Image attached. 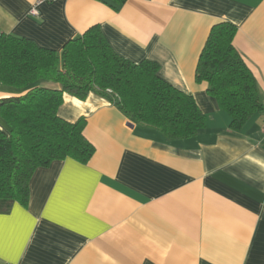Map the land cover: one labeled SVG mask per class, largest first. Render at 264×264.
Instances as JSON below:
<instances>
[{
	"label": "crops",
	"instance_id": "0c3cea01",
	"mask_svg": "<svg viewBox=\"0 0 264 264\" xmlns=\"http://www.w3.org/2000/svg\"><path fill=\"white\" fill-rule=\"evenodd\" d=\"M222 22L237 28L264 104V0H0V33L59 54L97 26L119 57L156 63L206 118L194 137L166 141L98 95H64L58 116L85 119L95 152L34 172L27 205L0 214V264H264V106L231 131L195 80ZM15 93L0 86V99Z\"/></svg>",
	"mask_w": 264,
	"mask_h": 264
},
{
	"label": "trees",
	"instance_id": "16d2710c",
	"mask_svg": "<svg viewBox=\"0 0 264 264\" xmlns=\"http://www.w3.org/2000/svg\"><path fill=\"white\" fill-rule=\"evenodd\" d=\"M236 33L226 22L211 28L195 80L207 84V94L228 115L230 130L240 132L264 104L234 47ZM0 86L17 91L0 99V214L14 204L27 205L37 169L66 159L86 164L92 158L85 119L69 123L58 116L64 95L80 101L98 95L166 141L192 138L206 124L192 96L162 80L156 63L119 57L97 26L68 41L59 54L0 33Z\"/></svg>",
	"mask_w": 264,
	"mask_h": 264
},
{
	"label": "built area",
	"instance_id": "2783aa9c",
	"mask_svg": "<svg viewBox=\"0 0 264 264\" xmlns=\"http://www.w3.org/2000/svg\"><path fill=\"white\" fill-rule=\"evenodd\" d=\"M55 0H37V4L43 3V2H51ZM263 131H264V125H263Z\"/></svg>",
	"mask_w": 264,
	"mask_h": 264
}]
</instances>
